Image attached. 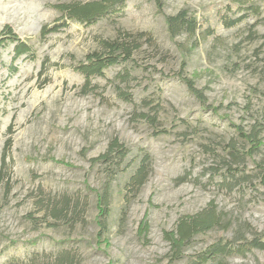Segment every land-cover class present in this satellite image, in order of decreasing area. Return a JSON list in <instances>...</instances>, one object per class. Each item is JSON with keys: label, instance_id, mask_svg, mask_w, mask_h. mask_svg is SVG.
Instances as JSON below:
<instances>
[{"label": "rangeland", "instance_id": "1", "mask_svg": "<svg viewBox=\"0 0 264 264\" xmlns=\"http://www.w3.org/2000/svg\"><path fill=\"white\" fill-rule=\"evenodd\" d=\"M74 1L93 0H0V31L11 26L33 52L15 58L12 42L0 49V171L4 154L8 165L0 184V264H30L62 250L76 251L81 264H192L215 244L264 240V149L247 155L251 145L234 127L255 129L264 142V0H250L259 15L224 0H163V12L154 0H127L93 24L69 21L41 38V28L61 18L53 5ZM182 9L219 38L202 41L189 57L179 50L187 37L172 40L165 21ZM220 13L246 17L226 27ZM118 30L150 33L158 48L142 39L131 60L91 77L84 93L88 80L75 66ZM183 64L206 105L179 78ZM140 112H157L158 124ZM115 137L129 151L124 161L93 164ZM145 154L150 174L132 197L127 185ZM108 183L105 244L97 241V193ZM62 194L88 200L75 226L47 216L48 198ZM211 203L220 225L173 260L165 232ZM145 217L149 230L141 234ZM203 264H264V251Z\"/></svg>", "mask_w": 264, "mask_h": 264}, {"label": "trees", "instance_id": "2", "mask_svg": "<svg viewBox=\"0 0 264 264\" xmlns=\"http://www.w3.org/2000/svg\"><path fill=\"white\" fill-rule=\"evenodd\" d=\"M126 1L127 0H93L88 2L74 1L54 4L53 7L60 13L61 18L53 25H44L41 28L40 37L45 38L47 35L59 31L61 28L66 27L69 21L93 24L99 19L110 15L118 7L123 6ZM154 1L158 11L163 12V0ZM224 1H226L230 7L236 6L240 10L250 11L255 15L260 14L259 7L252 4L250 0ZM219 17L221 22L226 27H232L242 21L246 15L232 19L226 14L220 13ZM165 21L168 34L172 40H175L182 35L187 37V43L179 44V50L185 57H189L193 51L199 47L200 43L209 37L213 36L214 39H219L215 31L211 28H202L198 20L192 16L187 9H182L174 15H166ZM59 22L63 23L59 24ZM142 39H145V41L151 46L158 48L153 36L147 32L134 34L129 31L118 30L117 36L114 39L102 40L100 51L90 53L86 56L84 61H81L77 66H75L76 71L82 73L88 80L84 85V93L90 91L89 79L91 77L104 76V72L108 68L131 60L133 54L142 48ZM10 42L15 44V58L33 54L31 46L27 42L21 40L11 26H5L0 31V49ZM185 68L186 65L183 64L181 71L178 74L179 78L185 83L189 92L201 103L206 105L207 100L202 90L196 87L194 80L184 75ZM119 95L125 101H132L131 94L121 91ZM157 115V112L154 115L140 112L138 114V118L151 125H157ZM234 127L239 136L251 145L247 151V155L252 156L261 148L264 149V142L258 137L255 129L249 133L241 125H234ZM7 145H9V142ZM128 153L129 151L126 146L115 137L110 141L106 152L91 161L93 164L101 162L106 165H112L115 161H119L120 163L124 161ZM230 155L234 159H240L239 154L231 152ZM7 166L6 155L4 154L2 170L0 171V184L4 182L5 178H7ZM119 167L120 165H118V169ZM259 167L264 173V166L260 163ZM118 169L113 172L114 174L112 178L115 177L116 172L119 171ZM149 174L150 156L145 154L137 171L127 185V189L129 191L128 195L135 197L146 183ZM6 183L8 184L7 192H9L10 186L8 182ZM109 189L110 184L108 183L103 192L97 193V241L105 244H108L105 234L109 231V217L111 214ZM128 201H130V198H128ZM87 208L88 200L86 197L72 196L69 194H62L58 197H49L45 205L47 216H49L51 220H54L55 223H67V225L70 226H75L79 222L83 221ZM146 219L147 218L145 217L141 222V234L148 233L149 226ZM219 225L220 216L217 212V208L212 203L194 215L181 217L178 220L175 230L165 232V239L170 244V249L173 253V260L181 259L185 248L192 242L194 237L218 228ZM239 241V243L235 240L234 242H221L215 244L209 248L205 258L201 261L193 262L192 264H203L211 259L227 257L235 254L244 255L252 249L264 251V240L258 236H254L251 240H247L244 236H242ZM30 264H81V258L74 250H62L55 255L51 254L49 256H45L41 261L32 260Z\"/></svg>", "mask_w": 264, "mask_h": 264}]
</instances>
